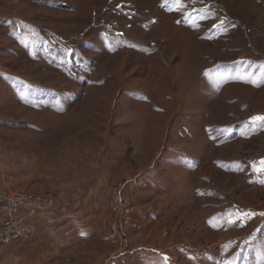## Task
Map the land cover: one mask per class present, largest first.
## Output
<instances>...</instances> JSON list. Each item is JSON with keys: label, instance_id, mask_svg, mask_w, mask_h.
I'll use <instances>...</instances> for the list:
<instances>
[{"label": "rangeland", "instance_id": "374dc122", "mask_svg": "<svg viewBox=\"0 0 264 264\" xmlns=\"http://www.w3.org/2000/svg\"><path fill=\"white\" fill-rule=\"evenodd\" d=\"M257 117L264 0H0V196L53 200L0 263L264 264Z\"/></svg>", "mask_w": 264, "mask_h": 264}, {"label": "built area", "instance_id": "2783aa9c", "mask_svg": "<svg viewBox=\"0 0 264 264\" xmlns=\"http://www.w3.org/2000/svg\"><path fill=\"white\" fill-rule=\"evenodd\" d=\"M111 198L113 208L115 211H120L123 216L120 224L125 222L137 229L139 224L136 220L139 212L130 201V198L124 195L121 189L116 188ZM0 206L9 214L1 227L0 245H8L21 239H29L33 235L35 227L27 220V217L35 215L40 210L53 207V200L28 192L17 194L3 192L0 196ZM23 210L28 213L26 217L20 215ZM111 234L120 237L121 229L117 225L113 226Z\"/></svg>", "mask_w": 264, "mask_h": 264}, {"label": "crops", "instance_id": "0c3cea01", "mask_svg": "<svg viewBox=\"0 0 264 264\" xmlns=\"http://www.w3.org/2000/svg\"><path fill=\"white\" fill-rule=\"evenodd\" d=\"M21 215L26 217L28 215V213L26 211H23L21 213ZM7 216H8V213L6 211L1 210V208H0V218L1 217L6 218ZM40 216H41L40 214L39 215L35 214L32 217L28 216L27 218L34 224V222H33L34 219H35L36 222H38L37 218L40 217ZM4 218H3V220H4ZM53 223H54V225H52V228L54 227V229H56V227L58 225L59 226H58V233H54V235H49L53 239L52 242L59 243V245L60 244L63 245L66 242H69L70 238H71V235L70 234H66V233H62V231L64 230V228L62 227V224L60 225L59 222L57 224H56V222H53ZM0 226H1V223H0ZM65 232H66V230H65ZM18 242H22V241L13 242L11 244L18 243ZM29 246H32V245H29ZM56 247H57V244H56ZM60 252L61 251L58 250L56 253H60ZM16 254L17 255H14L15 259H14V261L11 262V264H47L44 261H42V259L38 260V257L32 251H22L20 254H18V253H16Z\"/></svg>", "mask_w": 264, "mask_h": 264}, {"label": "snow or ice", "instance_id": "6c2138e0", "mask_svg": "<svg viewBox=\"0 0 264 264\" xmlns=\"http://www.w3.org/2000/svg\"><path fill=\"white\" fill-rule=\"evenodd\" d=\"M178 2H179V0H178ZM255 119H264V118L257 117V118H255ZM262 164H264V161H262Z\"/></svg>", "mask_w": 264, "mask_h": 264}]
</instances>
